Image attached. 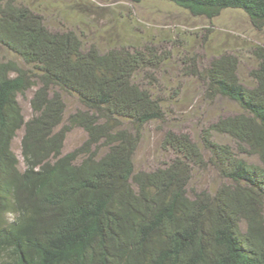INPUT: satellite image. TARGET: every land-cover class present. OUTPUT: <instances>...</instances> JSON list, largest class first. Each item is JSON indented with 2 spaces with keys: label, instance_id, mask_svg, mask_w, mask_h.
<instances>
[{
  "label": "trees",
  "instance_id": "trees-1",
  "mask_svg": "<svg viewBox=\"0 0 264 264\" xmlns=\"http://www.w3.org/2000/svg\"><path fill=\"white\" fill-rule=\"evenodd\" d=\"M168 1L208 19L241 9L264 27V0ZM0 45L25 65L0 60V264H264V45L248 50L252 85L240 80L235 53L201 69L192 56L205 99L241 111L203 126L199 143L166 131L162 146L174 156L152 170L135 169L134 155L144 126L166 111L135 76L167 60L155 46L84 47L18 0H0ZM33 87L25 120L18 96ZM63 92L82 108L65 116ZM22 127L21 169L11 144ZM76 127L87 137L63 153ZM208 168L221 181L196 189L195 172Z\"/></svg>",
  "mask_w": 264,
  "mask_h": 264
},
{
  "label": "rangeland",
  "instance_id": "rangeland-1",
  "mask_svg": "<svg viewBox=\"0 0 264 264\" xmlns=\"http://www.w3.org/2000/svg\"><path fill=\"white\" fill-rule=\"evenodd\" d=\"M41 12L50 29H72L81 38L84 47L94 43L101 51L118 44L156 47L157 54L167 57L163 63L148 67L136 74L138 83L162 98L166 111L163 121H151L144 126L140 143L135 151V169L152 170L168 162L174 155L162 146L168 130L187 132L199 143L203 126L220 115H232L241 111L234 101L217 98L205 99V84L189 71L192 56L198 69L221 52L239 56L238 75L246 85L253 82L248 71L256 61L249 48L253 44L264 45V27L256 29L248 15L241 9L226 8L208 19L194 16L168 0H18ZM187 57V59H186ZM14 59L25 66L13 52L0 45V60ZM34 87L18 96L27 120L32 115L30 98ZM177 92V93H176ZM66 104L65 116L82 108L74 95L63 92ZM23 127L17 130L11 147L22 169L21 137ZM83 129L76 127L67 133L63 153L80 146L86 139ZM214 139L234 143L228 136L215 134ZM105 150L101 147L100 152ZM249 162L257 163L256 156L240 154ZM220 178L211 169L195 172L192 184L196 189H214Z\"/></svg>",
  "mask_w": 264,
  "mask_h": 264
}]
</instances>
